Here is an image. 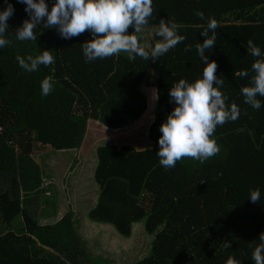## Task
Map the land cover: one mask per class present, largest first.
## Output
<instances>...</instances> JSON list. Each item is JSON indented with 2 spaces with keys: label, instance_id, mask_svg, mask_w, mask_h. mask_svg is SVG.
Here are the masks:
<instances>
[{
  "label": "trees",
  "instance_id": "obj_1",
  "mask_svg": "<svg viewBox=\"0 0 264 264\" xmlns=\"http://www.w3.org/2000/svg\"><path fill=\"white\" fill-rule=\"evenodd\" d=\"M8 2L14 7L5 33L10 43L0 48V264H228L229 258L253 264L264 233V97L255 110L240 89L257 59L244 44L253 39L264 53V0H153L147 27L175 22L186 39L160 57L152 82L151 58L130 61L121 53L86 62L87 31L63 39L41 23L36 41L16 39L30 16L23 3ZM46 3L50 10L54 0ZM5 7L0 0V11ZM197 10L220 26L205 55L217 63L220 90L240 116L217 126L219 154L165 169L156 151L159 126L175 107L170 87L203 74L195 45L203 43L207 19ZM45 49L53 65L31 73L19 67L17 56ZM241 70L249 77L235 75ZM49 75L54 91L44 97L40 82ZM35 143L77 149L62 179L67 212L52 223L39 222L46 211L41 195H52ZM257 188L261 201L252 203L248 195Z\"/></svg>",
  "mask_w": 264,
  "mask_h": 264
},
{
  "label": "clouds",
  "instance_id": "obj_2",
  "mask_svg": "<svg viewBox=\"0 0 264 264\" xmlns=\"http://www.w3.org/2000/svg\"><path fill=\"white\" fill-rule=\"evenodd\" d=\"M25 5L30 19H25L22 26L16 29V39L28 41L37 39L34 29L43 23V28H55L63 39H71L91 33L92 38L82 43L86 62L104 59L126 53L132 61L140 57L145 61H153L164 56L170 49L182 43L186 37L178 33L175 22L160 19L151 33L154 44L142 42V33L153 16V0H54L49 10L46 0H18ZM6 7L0 11V48L10 41L5 33L8 20L14 14V7L5 0ZM195 15L204 21L207 27L201 32L203 43L195 45L200 60L204 64L202 77L192 82L181 78L169 91L170 102L175 103L173 110L159 126V149L156 155L165 169L175 167L178 161L189 158L204 163L220 152L214 133L217 126L228 121L235 122L240 116V108L235 102L227 103L228 96L220 89L224 80L216 75L217 63L209 60L206 50H211L216 42V30L220 27L215 18H206L203 11L197 10ZM132 29V31H129ZM209 31L212 35H209ZM158 37V38H157ZM247 52L254 58L251 64L249 83L240 91L244 103L259 110L262 106L258 97H264V53L253 39L244 44ZM185 52L191 51L186 45ZM21 69L36 72L40 66L48 67L55 63V57L49 49L43 50L35 57L17 56ZM235 75L249 77V71L241 70ZM41 95L46 97L54 91L52 76H46L40 82ZM155 93L154 99L158 100ZM252 203L261 201L260 190H250L248 195ZM260 243L251 253L253 264H264V233L259 236ZM225 247H231L226 243ZM228 264H240L235 258H229Z\"/></svg>",
  "mask_w": 264,
  "mask_h": 264
},
{
  "label": "rangeland",
  "instance_id": "obj_3",
  "mask_svg": "<svg viewBox=\"0 0 264 264\" xmlns=\"http://www.w3.org/2000/svg\"><path fill=\"white\" fill-rule=\"evenodd\" d=\"M155 27L157 26L145 27L144 32L142 33L144 37L142 42L149 44L155 43V40H153L151 37V33ZM159 61L160 57L155 61L152 59L150 60L148 69V78H151L150 82H152L153 79L154 81L156 80ZM76 154L77 149H54L50 145L35 143L33 155L42 170L50 172V177L44 179L43 185L48 189L46 194L52 195L47 197L41 195V206L45 208L46 211H42L39 217V222L52 223L59 220L66 214L68 204L67 197L62 186V179L65 176L69 164L73 161V158ZM21 225V217L14 220L13 226L15 228L19 229ZM1 229L2 228L0 227V230Z\"/></svg>",
  "mask_w": 264,
  "mask_h": 264
},
{
  "label": "crops",
  "instance_id": "obj_4",
  "mask_svg": "<svg viewBox=\"0 0 264 264\" xmlns=\"http://www.w3.org/2000/svg\"><path fill=\"white\" fill-rule=\"evenodd\" d=\"M69 165H70V164H69ZM68 168H69V167H68ZM68 168H67V169H68Z\"/></svg>",
  "mask_w": 264,
  "mask_h": 264
}]
</instances>
